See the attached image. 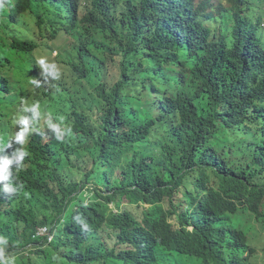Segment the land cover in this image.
<instances>
[{
  "label": "trees",
  "instance_id": "16d2710c",
  "mask_svg": "<svg viewBox=\"0 0 264 264\" xmlns=\"http://www.w3.org/2000/svg\"><path fill=\"white\" fill-rule=\"evenodd\" d=\"M219 1L203 22L192 0H49L16 46L29 0L4 12L0 157L28 153L3 182L18 191H0L15 264H257L264 17L251 5L261 0ZM70 37L79 49L54 56ZM42 57L61 81L42 76ZM23 118L34 130L19 144ZM48 120L70 131L58 140ZM125 202L151 208L138 218ZM43 228L52 243L36 237Z\"/></svg>",
  "mask_w": 264,
  "mask_h": 264
},
{
  "label": "clouds",
  "instance_id": "9594fccd",
  "mask_svg": "<svg viewBox=\"0 0 264 264\" xmlns=\"http://www.w3.org/2000/svg\"><path fill=\"white\" fill-rule=\"evenodd\" d=\"M49 0H29V6H27L25 14L23 16V23L22 26L20 28H13L11 31L15 46L21 41L23 33H24V29H25V23H24V19L25 17L28 16H32V15H36L38 14L47 4ZM15 4V0H0V23L3 19V15L5 11H9L10 8ZM57 55L56 52H54V56ZM1 52H0V79H4L8 85L10 86L9 82H8V77L6 76V74L3 71V68L1 67ZM55 60H52V63L47 62V58L46 57H42L38 60V64L42 70L43 73H46L48 76L53 77V80L51 81V84H56L59 81H61L62 76H63V71L62 68L60 66V64H55ZM42 73V76L44 77ZM46 76V79H48L49 77ZM33 83H37V81H33ZM102 90H97V95L98 93H102L104 91H106V89L108 88L107 85H101ZM10 94V91L7 90H0V103L2 105H4V102L8 99ZM32 111L35 114H39L38 112H36V109L33 108ZM62 119V118H61ZM20 124L23 125L22 130L19 132V134L17 135V137L15 138L16 142L19 144H23L25 143V139L26 136L28 135V133L33 132L34 129H29V120L27 118H23L20 121ZM57 122V120L55 121V123ZM48 126L56 133V139H61V137L64 135L65 131H70L69 129H65L62 130L61 127L57 124H54L51 122V120L47 121ZM10 132L15 135L17 133L16 130L10 129ZM8 148H11L12 145L9 144L7 145ZM28 153L26 151H19L17 153V155L15 156L14 159H9L8 157L4 156V157H0V161H2V163H0V191L4 192V193H16L18 191V189L16 187H13L11 185V183H3V182H7L9 181V165L15 163L17 166L20 165V162L25 158V156H27ZM2 183V186H1ZM162 207L164 209V211L168 212L169 211V204L167 201H165L162 204ZM110 208L116 213L119 214V211L113 206L110 205ZM151 208V206L149 205H145L142 204L141 206H137V205H130L127 202L124 203V205L122 206L123 211H129L130 213H132L135 217H138L142 214V212L144 210H149ZM80 218L77 217V220H79ZM83 224V221H80ZM170 225H173L175 228H178L176 225V222L174 220H169L168 222ZM83 226L85 228H87V224H83ZM37 238H48V242L52 243L53 241V237L50 234V231L48 228H43L41 230H39V232L36 235ZM8 245V240L4 237H0V264H15V260L12 257L6 256L4 253V249L7 247ZM29 248H27L26 250H29Z\"/></svg>",
  "mask_w": 264,
  "mask_h": 264
},
{
  "label": "rangeland",
  "instance_id": "374dc122",
  "mask_svg": "<svg viewBox=\"0 0 264 264\" xmlns=\"http://www.w3.org/2000/svg\"><path fill=\"white\" fill-rule=\"evenodd\" d=\"M192 1L194 2L195 7L201 10V17H200L201 21L207 22L209 19L208 18L209 14L217 15L218 5L220 4L219 0H192ZM221 4L225 8L228 7L225 1H221ZM201 5H204V6L201 7ZM251 5L255 9V11H257L256 14L259 17H264V0H261L260 5L258 3H252ZM252 20L255 21V18H253ZM213 28L219 29V24L215 23L213 25ZM90 34H92V31ZM65 39H67L66 34H64V32H61L60 38L58 39V41L56 40L57 42L55 44L63 45L65 43ZM68 41L74 43L75 45L62 47L61 49L56 50V53H62L63 55V53L66 51H71L72 49H79L81 45L80 41L75 42V39L72 37L68 38ZM63 57L65 56L63 55ZM44 77L46 78V76ZM48 77H49L48 78L49 81L51 82L53 80V77L51 76H48ZM250 221L251 220L249 219V222ZM249 237H250L249 239L250 243L254 245V247H256L258 250L257 257L254 259L255 262L257 264H264V228L263 226H260L259 224H255L252 231L249 233Z\"/></svg>",
  "mask_w": 264,
  "mask_h": 264
}]
</instances>
